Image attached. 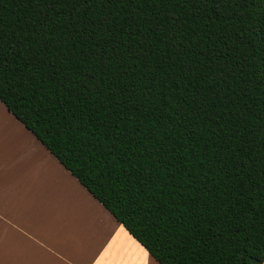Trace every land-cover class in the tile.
I'll use <instances>...</instances> for the list:
<instances>
[{"label": "trees", "instance_id": "trees-1", "mask_svg": "<svg viewBox=\"0 0 264 264\" xmlns=\"http://www.w3.org/2000/svg\"><path fill=\"white\" fill-rule=\"evenodd\" d=\"M0 100L160 264L264 263V0H0Z\"/></svg>", "mask_w": 264, "mask_h": 264}, {"label": "crops", "instance_id": "crops-1", "mask_svg": "<svg viewBox=\"0 0 264 264\" xmlns=\"http://www.w3.org/2000/svg\"><path fill=\"white\" fill-rule=\"evenodd\" d=\"M0 264H160L1 100Z\"/></svg>", "mask_w": 264, "mask_h": 264}, {"label": "water", "instance_id": "water-1", "mask_svg": "<svg viewBox=\"0 0 264 264\" xmlns=\"http://www.w3.org/2000/svg\"><path fill=\"white\" fill-rule=\"evenodd\" d=\"M251 261H252L253 264H257L258 263V261L256 259H253V258L251 259Z\"/></svg>", "mask_w": 264, "mask_h": 264}]
</instances>
